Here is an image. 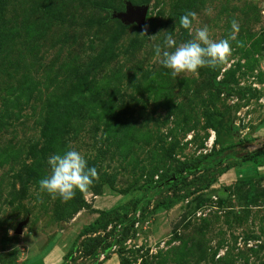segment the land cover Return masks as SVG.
<instances>
[{
  "label": "rangeland",
  "instance_id": "obj_1",
  "mask_svg": "<svg viewBox=\"0 0 264 264\" xmlns=\"http://www.w3.org/2000/svg\"><path fill=\"white\" fill-rule=\"evenodd\" d=\"M122 1L0 0V264H91L89 236L73 260L63 257L97 210L113 220L140 210V226L100 264H264V154L242 159L264 150V134L251 141L264 122V0H193L194 28L219 41L235 19L244 46L232 41L212 75L205 67L177 78L154 46L192 39L174 16L188 0H130L148 5L151 40L99 7L122 10ZM230 70L231 93L217 94L213 75ZM51 127L59 141L48 149ZM69 148L98 171L72 199L85 209L41 193L30 175L35 163L44 178L48 158ZM223 148L206 170L165 183L180 164Z\"/></svg>",
  "mask_w": 264,
  "mask_h": 264
},
{
  "label": "clouds",
  "instance_id": "obj_2",
  "mask_svg": "<svg viewBox=\"0 0 264 264\" xmlns=\"http://www.w3.org/2000/svg\"><path fill=\"white\" fill-rule=\"evenodd\" d=\"M211 14L212 9H207ZM197 20V14L187 11L180 17L179 24L188 30L192 39L177 45L176 40L167 35L162 45H155L154 52L158 62L164 68L170 70L173 78L181 74L199 75L201 68L215 69L228 62L232 54L231 42L235 41L237 47H243V42L237 40L239 22L231 21V34L227 39L215 41L210 38L207 26L194 28L193 22ZM147 24L141 27V36H147L150 40L154 35H148ZM49 174L39 180V190L47 193L53 199L57 197L62 202L74 199L76 192H87L98 179V171L95 167H89L84 156L74 148L53 154L48 160ZM11 234V233H10Z\"/></svg>",
  "mask_w": 264,
  "mask_h": 264
},
{
  "label": "trees",
  "instance_id": "obj_3",
  "mask_svg": "<svg viewBox=\"0 0 264 264\" xmlns=\"http://www.w3.org/2000/svg\"><path fill=\"white\" fill-rule=\"evenodd\" d=\"M127 1L130 2L132 5H135L130 0H123L121 3L122 7H123L122 10L125 9V2H127ZM139 5H142V4H139ZM99 7L105 11H111V12L122 11V10L113 9V8L111 9L109 6H106L103 4H100ZM191 7H193V0H188L186 6L184 8V11L179 12V13H175L174 16H175V19L178 23H179L180 17L186 13L185 12L186 9L189 10ZM150 18H151V15H150V13H148V15L146 16V21L149 20ZM113 19L118 22V24L121 28H124L126 26V25L121 24V22L118 21V19L112 18V20ZM101 21H100V23H105L107 20L104 19ZM128 26H130V25H128ZM185 40H186V38H185ZM205 71L208 75H212L209 73V71H210L209 68L205 69ZM226 76H228V77H226ZM226 76L223 80L216 81L214 78V75H213L212 83H213V87L217 91V94L220 93V91H222L223 89H225V91H227L229 94L231 93V90H229L230 88L228 85L231 81L236 82L235 71L234 70L228 71L226 73ZM256 129L257 130L255 131V134L251 140L252 142L256 141L258 139V136L264 134V122L260 126H258V128H256ZM46 138H48V142H47L48 143V149L53 147L54 142L59 141L56 138V135L54 133V127H51V130L48 132V135ZM172 149H173V146L170 147V150H172ZM225 149L226 148H223V149H219L217 151H215V149H213L210 153L200 156L194 162H190L188 164H184V163L180 164V166L176 170V172H174L170 176H166L165 183L174 185L178 181V178L181 177L182 173L186 174L185 175V178H186V176L193 175L196 171H200L201 169L206 170V167L201 165V164L205 160H213L214 157L221 155ZM262 154H264V150L260 151V152H256V153L249 152L248 154L243 156L242 159L244 161H254L257 159V156L262 155ZM221 163H222V160H219L217 162V165H220ZM39 171L40 170H39L38 164L32 163L30 165V175L33 177V180L36 182H39V180H41V176H40ZM261 180H264V179L262 178ZM241 182H243L244 184H251L252 182H254V180L249 177V178H245V179L241 180ZM160 183H161V181H159L156 184V187H160V185H161ZM252 187H253V184H252ZM77 193L79 194V191H77ZM86 207H87V205L80 199V196H78L75 200H72V209H74V208L85 209ZM97 213H99L98 218L96 220H94V222L89 224L88 226L82 228L80 233L76 236L75 240L72 242V244L68 250V253L63 257V260H66V259L67 260H73L74 251H76V249H77L76 248L77 242L81 238L89 236L84 243L83 255L88 258V261L93 260L92 264H100L96 261V256L98 254L99 249L103 248L104 250H108L110 248V246L112 245V241H109V239L112 237L114 230L112 232H106V229H107L109 224H113V223L123 224V227L120 230V233L118 234V236L115 237V241H114V243H117L118 246H119V243L122 239L126 240V238L124 236H126L128 234V232L130 235H132L136 231V229H134V227H133V225H134L133 222H130L129 216H122V217H119V218H116L115 220H113L114 218L104 219V216H109L111 212H104V211H98L97 210ZM124 224H125V226H124ZM96 233H98V234L90 237V235H93ZM120 264H125V263L120 262Z\"/></svg>",
  "mask_w": 264,
  "mask_h": 264
},
{
  "label": "water",
  "instance_id": "obj_4",
  "mask_svg": "<svg viewBox=\"0 0 264 264\" xmlns=\"http://www.w3.org/2000/svg\"><path fill=\"white\" fill-rule=\"evenodd\" d=\"M148 5H132L130 2H125V9L123 12H111V18L118 19L123 25H136L138 28L142 27L146 22L148 15ZM27 223V220L18 224L15 234L22 233V227Z\"/></svg>",
  "mask_w": 264,
  "mask_h": 264
},
{
  "label": "built area",
  "instance_id": "obj_5",
  "mask_svg": "<svg viewBox=\"0 0 264 264\" xmlns=\"http://www.w3.org/2000/svg\"><path fill=\"white\" fill-rule=\"evenodd\" d=\"M130 222H133L134 229H137L140 226V210H136L131 215ZM122 227H123V224H119V223H113V224L108 225L106 232H112L114 230L112 237L109 239V241H112V245L110 246L108 250H104L103 248L99 249L98 254L96 256V261L98 263L102 262L110 254L117 252V250L119 249V246L117 243H114V241H115V237L118 236V234L120 233V230L122 229ZM90 262L92 264L93 260H90Z\"/></svg>",
  "mask_w": 264,
  "mask_h": 264
},
{
  "label": "crops",
  "instance_id": "obj_6",
  "mask_svg": "<svg viewBox=\"0 0 264 264\" xmlns=\"http://www.w3.org/2000/svg\"><path fill=\"white\" fill-rule=\"evenodd\" d=\"M56 253H54V251H50L47 255H45V258L46 257H48V255H49V258H50V256L51 255H55ZM53 260V259H52ZM45 261H47V260H45ZM48 263V262H47ZM107 263V262H106ZM40 264H46V262H44V260H43V262L42 263H40Z\"/></svg>",
  "mask_w": 264,
  "mask_h": 264
}]
</instances>
